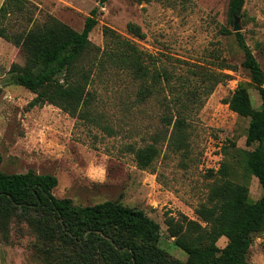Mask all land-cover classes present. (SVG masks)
<instances>
[{
  "label": "rangeland",
  "instance_id": "rangeland-1",
  "mask_svg": "<svg viewBox=\"0 0 264 264\" xmlns=\"http://www.w3.org/2000/svg\"><path fill=\"white\" fill-rule=\"evenodd\" d=\"M229 1L30 0L24 15L9 18L12 34L48 17L80 32L98 9L90 40L103 47L104 28L110 27L136 42L154 69L168 71L170 85L164 76L149 99L134 104L140 82L127 72L112 70L95 76L90 86L97 94L90 108L96 121L74 118L53 105L31 108L35 94L15 84L10 73L14 64H25V55L0 37V171L54 175L59 181L54 196L77 205L111 200L142 209L160 224L161 247L186 262L188 255L176 246L166 222L181 216L198 220L196 210L207 202L223 162L230 165L233 179L248 185L253 201L263 195L258 179L245 170L247 153L253 149L246 145L250 120L231 111L226 99L243 84L253 105L261 104L242 66L244 54L234 33L238 24L264 70V0H246L244 14L236 17L235 24L228 22ZM131 22L142 28L145 39L128 31ZM225 26L230 35L222 34ZM199 73L215 77L224 73L230 78L210 94L201 91L188 110V153L173 151L168 138L162 137L159 157L151 169L141 170L131 147H143L156 134H164V115L181 108L174 104L178 95L186 98L179 78H190L192 88ZM24 229L21 235L13 228L10 241L0 238V264H46L33 251L35 238ZM226 244L225 237L218 241L220 248ZM248 259L251 264H264V233L254 236Z\"/></svg>",
  "mask_w": 264,
  "mask_h": 264
},
{
  "label": "trees",
  "instance_id": "trees-1",
  "mask_svg": "<svg viewBox=\"0 0 264 264\" xmlns=\"http://www.w3.org/2000/svg\"><path fill=\"white\" fill-rule=\"evenodd\" d=\"M29 4L30 0H4L0 7V37L13 42L25 55V64H14L10 73L15 84L35 94L29 107L53 105L74 118L96 121L90 109L97 97L90 89L95 76L112 70L130 74L141 84L134 104L149 99L163 84L164 76L170 85L168 71L154 69L136 42L110 27L104 28L103 47L90 40L98 24V9L87 17L80 32L48 17L12 34L9 18L24 15ZM245 4L246 0L229 1L230 24L244 14ZM128 31L141 40L146 38L138 24L129 23ZM221 32L232 33L226 26ZM234 34L244 54L242 66L249 72L261 104L258 108L253 105L250 90L243 84L226 99V104L250 120L246 145L253 149L247 153L245 170L258 179L263 190L260 199L253 201L248 185L233 179L230 165L223 162L216 170L207 202L196 210L198 220L181 216L166 222L170 237L188 255V260L182 262L161 247V226L144 210L111 200L77 205L72 199L54 196L59 183L54 175L33 170L12 174L0 171V238L10 241L13 228L24 235L26 227L35 238L34 253L46 264H251L248 256L253 238L264 233V70L243 32ZM199 75L200 80L192 88L187 82L190 78H179L186 98L178 95L174 104L181 108L164 115V134H156L153 142L143 147H131L141 170L151 169L159 157L162 137L168 138L173 151L188 153V110L201 91L210 94L230 78L224 73L216 77ZM2 160L0 152V164ZM222 237L227 238V244L220 248Z\"/></svg>",
  "mask_w": 264,
  "mask_h": 264
},
{
  "label": "water",
  "instance_id": "water-1",
  "mask_svg": "<svg viewBox=\"0 0 264 264\" xmlns=\"http://www.w3.org/2000/svg\"><path fill=\"white\" fill-rule=\"evenodd\" d=\"M235 30L238 32L240 30V26L238 24H235Z\"/></svg>",
  "mask_w": 264,
  "mask_h": 264
}]
</instances>
